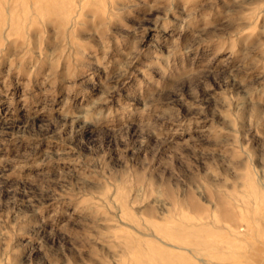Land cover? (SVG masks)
I'll return each instance as SVG.
<instances>
[{
    "label": "rangeland",
    "instance_id": "1",
    "mask_svg": "<svg viewBox=\"0 0 264 264\" xmlns=\"http://www.w3.org/2000/svg\"><path fill=\"white\" fill-rule=\"evenodd\" d=\"M0 264H264V0H0Z\"/></svg>",
    "mask_w": 264,
    "mask_h": 264
}]
</instances>
